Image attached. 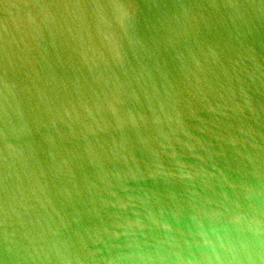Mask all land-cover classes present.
<instances>
[{
	"label": "water",
	"instance_id": "1",
	"mask_svg": "<svg viewBox=\"0 0 264 264\" xmlns=\"http://www.w3.org/2000/svg\"><path fill=\"white\" fill-rule=\"evenodd\" d=\"M0 264H264V0H0Z\"/></svg>",
	"mask_w": 264,
	"mask_h": 264
}]
</instances>
